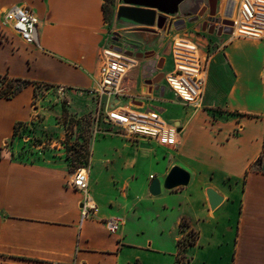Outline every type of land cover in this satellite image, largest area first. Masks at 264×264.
<instances>
[{"label":"crops","instance_id":"crops-1","mask_svg":"<svg viewBox=\"0 0 264 264\" xmlns=\"http://www.w3.org/2000/svg\"><path fill=\"white\" fill-rule=\"evenodd\" d=\"M171 2L166 0L160 11L153 0H0V22L11 6L29 8L38 20V45L24 44L0 28V77L26 83L12 97H0V264H264V173L249 169L259 157L264 161V38L226 43L228 30L219 35L215 30L212 34L201 31L202 23L212 21L208 0H183L176 10ZM235 2L218 0L215 17L230 22ZM120 8L152 11L154 24L118 17ZM201 12L196 21L187 23ZM179 21H184V29ZM169 23L175 26L167 28ZM158 24L165 30L159 31ZM125 33L131 39L144 35L146 40L151 36L167 40V51L176 36L188 39L190 35L193 43V38L203 36V47L195 43L209 57L202 107L194 109L182 103L191 112L173 121L159 114L178 129V143L167 150L169 166L162 178L150 179V173L139 177L140 162L151 160L153 155L150 149L132 143L167 148L152 140L111 134L118 136L121 147L111 153L101 151V156H97L95 144L90 146L88 194L97 213L80 222L81 195L69 187L71 174L66 165L60 161L17 160L9 148L17 133L15 128L34 122L43 113L49 93L59 92V87L68 106L72 96L86 98L95 106L91 89L99 51L112 43L115 34ZM131 47L138 50L128 46L125 51ZM150 48L144 51L148 58L155 55ZM169 57L172 67L170 51ZM160 60V69L147 68L138 76L139 60L124 80L126 94L118 101L113 97L111 103L144 111L150 106L143 103V94L148 98L157 91L163 97L165 90L179 101L163 78L166 88L162 92L147 84L158 74H165L161 73L165 58L159 57L154 63L157 66ZM136 76L139 83L131 86ZM121 98L128 102L121 104ZM97 160L107 171L103 181L93 171ZM173 166L189 174L182 190L162 187ZM153 179L159 181L160 198L179 197L173 227L167 230L170 243L144 237L145 229L138 224L139 204L156 202L148 192ZM103 182L117 196H102L99 187L105 185ZM207 188L223 197L214 210L208 206ZM94 189L101 190L98 197ZM175 206L163 202L164 212L158 218L172 219ZM111 217L119 219L113 234L102 223ZM165 227L159 223L160 232ZM185 233L192 235L193 243L184 244L180 254L178 243Z\"/></svg>","mask_w":264,"mask_h":264},{"label":"rangeland","instance_id":"rangeland-1","mask_svg":"<svg viewBox=\"0 0 264 264\" xmlns=\"http://www.w3.org/2000/svg\"><path fill=\"white\" fill-rule=\"evenodd\" d=\"M217 8H219L218 5ZM222 12L225 13L223 10ZM2 32L3 31L0 30V33ZM127 34L128 33L118 35V44L122 49L125 50L128 46H137L138 50L135 51V53L144 54V51L150 46L152 47V49L150 48V51L155 52L153 57L140 60V68L136 71V74H139L138 76L142 75L141 73L144 69L149 68V70H152V64L159 57L165 58L161 73L169 71L171 64L169 50H166L168 43L167 40L162 41L160 39H155L153 36L146 40L144 35L141 39L138 38V35H135L134 38L131 39L127 37ZM193 36L195 37L194 34ZM202 38L204 39L203 36L198 38L195 37L192 40L201 48L203 47V44L201 43ZM188 39H191L190 35L188 36ZM132 79L134 81L130 83L131 86L139 83L137 76L136 78L132 77ZM161 83L162 86L160 87L166 88L163 81H161ZM131 89L137 92L136 88ZM49 94V98L45 101L43 115L39 114L30 125H23L22 127L17 128V133L9 148L10 155L13 158L21 161H60L66 165L70 175L77 168H88L89 147L93 146V144H95L97 156H101V151H109V153H111L114 151L112 149H119L121 147V141L118 138V136L121 135V131L114 126L106 124L100 116L96 115V107L94 104L91 105L88 99H81L78 96H72V100L68 106L63 102V100L67 99L61 93L51 91ZM143 95L145 98L143 103H148L150 106L147 107V109L157 110V112L168 121H173L180 116H188L191 112L190 108L185 107L182 103L173 98L167 90H165L163 97H159V92L157 91L151 92V95L148 98L146 93ZM34 102L36 103L37 99H35ZM127 102V98H121V104H126ZM200 107H202V105ZM63 108L65 109L64 112ZM194 109H198V107ZM132 144L143 149H150V154L153 155L151 160L145 158L140 162L142 168L141 176L139 177L143 178L144 175L147 176V174L150 173V179L156 176L162 178L163 174L166 172V168L169 166L170 157L167 156V150L171 149L158 147L146 142L136 141ZM159 149H162L163 151L161 152ZM107 156H110V154ZM93 171L102 181L107 178V175H105L107 174V171L104 168H101V164H99L98 160L95 163ZM99 188L102 189V196H117V192L113 190L110 185L105 184ZM183 188L184 187H179L176 188V190H182ZM97 190L94 189L95 195H93L98 197V192L101 190ZM152 197H154L153 199L156 201L154 204L147 202L146 200L139 204L138 211L141 214V217L138 220V224H141L145 229L144 237H151L154 241H160L161 243H170L171 237L167 230L173 227L174 217L179 206V197L175 196L173 199L167 198L166 201L164 197L160 198L159 195ZM158 197L161 200L164 199V201H162L166 202L169 206L176 205L173 211L174 214H170L173 216L172 219L169 218L165 220L162 217L158 218V214L161 216L164 212L162 207L163 202H161ZM160 222L165 223L166 225L164 232L159 231ZM185 239L187 238L185 237ZM184 244L185 240H180V254L181 252L183 253L185 248H183ZM180 258L183 257L180 256Z\"/></svg>","mask_w":264,"mask_h":264},{"label":"built area","instance_id":"built-area-1","mask_svg":"<svg viewBox=\"0 0 264 264\" xmlns=\"http://www.w3.org/2000/svg\"><path fill=\"white\" fill-rule=\"evenodd\" d=\"M234 16L230 20V32L226 43L236 39L261 40L264 38V0H236ZM37 17L27 7L11 6L3 12L0 28L10 31L22 43L38 45ZM171 69L163 74V80L176 98L186 106L197 108L207 75L209 57L191 40L173 38L170 44ZM139 59L118 50L114 43L100 49L97 75L91 93L94 95L96 115L112 124L126 138H145L159 146L174 148L178 143V129L167 124L156 110H134L131 107H115L113 97L124 96V80L137 68ZM5 77H0V88ZM6 79V78H5ZM59 92L63 88L59 87ZM69 187L80 193V222L96 216L97 207L88 194V172L77 168L69 177ZM108 233H115L119 219L111 217L102 221ZM185 237L187 239H185ZM187 245L188 234H185Z\"/></svg>","mask_w":264,"mask_h":264},{"label":"water","instance_id":"water-1","mask_svg":"<svg viewBox=\"0 0 264 264\" xmlns=\"http://www.w3.org/2000/svg\"><path fill=\"white\" fill-rule=\"evenodd\" d=\"M156 3V8H158V10L163 11L160 5H164L166 4V0H153ZM183 0H172V2L170 3V6L172 7L173 10H176L177 5L182 2ZM216 7H217V0H213V3L211 2V0H208V13L210 17L215 16V12H216ZM202 12L198 13V15H196L195 17H193L190 20H187V23H191L196 21L199 17L202 16ZM118 17L121 18H130L133 19L135 21H138L140 23H148L149 25L154 24L155 21V17H154V12L152 11H148V10H142V9H135V8H120L118 9V13H117ZM159 21V20H157ZM180 24L182 25L181 29H184V21H179ZM223 23L227 26H230L231 23L227 20H224ZM171 26H175V24L169 23L166 27L170 28ZM157 29H159V31H164L165 30V26L161 27L159 26V24L156 26ZM201 31H206L207 33L212 34L214 32L213 26L212 25H207L206 23H202L201 25ZM228 33L230 32V29H228L227 31ZM221 33V31H216V34L219 35ZM118 35H114L112 38V43H114V45H116L118 50H121V46L118 44ZM131 50L129 51H125L124 53L127 54L128 56H134L135 58L141 60V59H147L148 57L145 54H140V53H134V51L136 50L135 48L131 47ZM162 66V60L159 61L158 65L156 66L157 69H160ZM162 79V74H158L152 81L147 82V84L149 85H155L157 84L160 80ZM155 90L159 89L160 92L163 91V87H158L155 85L154 87ZM189 174L188 172H186L185 170H183L180 167L177 166H173L170 168V170L168 171V173L166 174L163 183H162V187L165 190H173L179 187H185L187 186L188 182H189ZM148 192L151 196H157L160 193V184L159 181L157 179H153L148 187ZM205 195L207 198V202H208V206L210 208V210H214L215 208H217L223 201V197L221 195H219L215 190H213L212 188H207L205 190Z\"/></svg>","mask_w":264,"mask_h":264},{"label":"trees","instance_id":"trees-1","mask_svg":"<svg viewBox=\"0 0 264 264\" xmlns=\"http://www.w3.org/2000/svg\"><path fill=\"white\" fill-rule=\"evenodd\" d=\"M20 83V84H19ZM22 84V85H21ZM26 83L25 82H21L18 80H6L5 78L2 81V87L0 88V97L1 98H9L12 97L13 95H15L18 91H20L21 87L24 86ZM65 111V109L63 108V112ZM17 131V128H15ZM262 165V166H260ZM250 171L252 172H259V173H264V161L262 157H259L256 161H254L251 165H250ZM188 240H187V244L191 245L192 242V235L188 234ZM179 243H178V247H179Z\"/></svg>","mask_w":264,"mask_h":264},{"label":"flooded vegetation","instance_id":"flooded-vegetation-1","mask_svg":"<svg viewBox=\"0 0 264 264\" xmlns=\"http://www.w3.org/2000/svg\"><path fill=\"white\" fill-rule=\"evenodd\" d=\"M211 2L213 3V0H211ZM217 5H218V0H217ZM211 18H212V21H209L207 23V25H212L213 26V29L215 31H221V32L224 31L225 32V31H227L229 29V26H227V25H225L223 23L224 19L223 20H220V19L216 18L215 16H213ZM152 67H153V70L156 71L157 68H156V64L155 63L153 64ZM153 77H154V75H153ZM162 78H163V76H162ZM161 81H162V79L157 84H155V85L158 86V87H160ZM155 85H150V86L155 87Z\"/></svg>","mask_w":264,"mask_h":264},{"label":"bare ground","instance_id":"bare-ground-1","mask_svg":"<svg viewBox=\"0 0 264 264\" xmlns=\"http://www.w3.org/2000/svg\"><path fill=\"white\" fill-rule=\"evenodd\" d=\"M231 18H232V17H231ZM231 18H230V19H231Z\"/></svg>","mask_w":264,"mask_h":264}]
</instances>
